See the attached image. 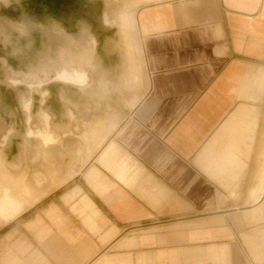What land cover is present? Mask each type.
<instances>
[{"label":"crops","instance_id":"1","mask_svg":"<svg viewBox=\"0 0 264 264\" xmlns=\"http://www.w3.org/2000/svg\"><path fill=\"white\" fill-rule=\"evenodd\" d=\"M118 1L0 26V78L13 59L40 79L0 83L5 159L39 147L61 180L22 178L39 198L1 225L0 264H264V0Z\"/></svg>","mask_w":264,"mask_h":264},{"label":"rangeland","instance_id":"2","mask_svg":"<svg viewBox=\"0 0 264 264\" xmlns=\"http://www.w3.org/2000/svg\"><path fill=\"white\" fill-rule=\"evenodd\" d=\"M77 2H79V0L74 1V4L70 5V0L69 3L68 0H0V26H19L22 31L23 29L21 26H53L55 22L62 23V25H71L75 17L77 18L78 13H80V9H77ZM117 2L119 1L116 0V3ZM54 26L60 25L56 23ZM5 57L6 56L0 52V70L6 62ZM15 63L13 59H10V66L15 67ZM10 66H8V71L10 72H8L9 83L5 78H0V83H8L17 87L20 85H27L32 89L31 85L34 81H40V79L33 78V76L21 75L12 71ZM54 77L55 76H53V78ZM47 80H49V78ZM34 89L35 88L32 90ZM29 101L31 100H28L25 105H27ZM113 128L114 127H106L102 138H107ZM10 131L12 133H9ZM14 132L12 127H9L0 140V149L4 156V165L0 166V229L1 225L11 220V218L13 219V217L19 213H22L39 198L38 191L33 189L26 180L22 181V178L27 179L35 186L37 185L38 188H46V190L57 187L61 182V180L51 182V176L36 175V171H42V168H44L43 164L47 163L45 159L41 157L37 158L39 147H37V150L36 147L33 146L25 148V155L21 158L16 156L14 150V152L10 154L9 160L6 161L3 149L6 147ZM6 135L8 136L7 141H5ZM33 141V139L30 140V145ZM58 147L56 157L51 160L53 163L51 165L65 170L68 168L66 158L69 153H65L64 143L58 144ZM22 172H25L26 175L24 176ZM65 176L66 175L58 174L57 177L61 178ZM19 184L22 185L20 189L17 190ZM29 189H32L34 195L30 193Z\"/></svg>","mask_w":264,"mask_h":264},{"label":"bare ground","instance_id":"3","mask_svg":"<svg viewBox=\"0 0 264 264\" xmlns=\"http://www.w3.org/2000/svg\"><path fill=\"white\" fill-rule=\"evenodd\" d=\"M57 80H62V81H66V82H73V83H81V82H84L85 80L81 79L80 75L74 73V72H67V71H63V72H60L58 75H57ZM15 85V84H14ZM26 108L29 110L30 109V105H26ZM30 134H35L33 131L30 132ZM48 137V136H47ZM44 138V137H42ZM51 138V137H50ZM49 137L47 139H50ZM8 137L6 136L5 137V141H7ZM4 165V159H3V152L2 150L0 149V166H3ZM30 190V193L33 194V191L32 189H29ZM34 195V194H33Z\"/></svg>","mask_w":264,"mask_h":264}]
</instances>
